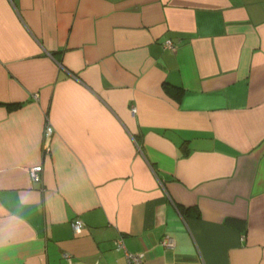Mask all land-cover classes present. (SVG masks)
Segmentation results:
<instances>
[{"label": "crops", "instance_id": "crops-1", "mask_svg": "<svg viewBox=\"0 0 264 264\" xmlns=\"http://www.w3.org/2000/svg\"><path fill=\"white\" fill-rule=\"evenodd\" d=\"M118 237L264 264V0H0V264H127Z\"/></svg>", "mask_w": 264, "mask_h": 264}, {"label": "built area", "instance_id": "built-area-1", "mask_svg": "<svg viewBox=\"0 0 264 264\" xmlns=\"http://www.w3.org/2000/svg\"><path fill=\"white\" fill-rule=\"evenodd\" d=\"M164 47L173 49L174 44L170 40L164 41ZM131 111H135V107H131ZM52 134V127L51 125L47 124L44 128V133H43V142H42V152L47 153L49 151V139ZM42 169L41 165H35L28 169L29 176L32 180H37L39 179V174ZM82 222L81 220L77 219L73 221V227L75 230H78L82 227ZM165 244L170 245L171 241L169 239H165L164 241ZM115 246L117 250H123L126 255L127 259V264H145L143 260V254L142 253H131L127 251L124 241L122 237H118L115 239Z\"/></svg>", "mask_w": 264, "mask_h": 264}]
</instances>
